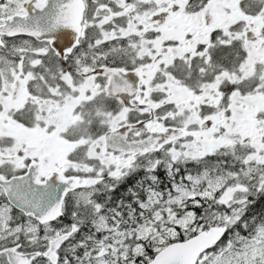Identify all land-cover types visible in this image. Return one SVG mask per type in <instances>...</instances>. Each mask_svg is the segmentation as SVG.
I'll return each instance as SVG.
<instances>
[{
    "label": "snow or ice",
    "instance_id": "obj_1",
    "mask_svg": "<svg viewBox=\"0 0 264 264\" xmlns=\"http://www.w3.org/2000/svg\"><path fill=\"white\" fill-rule=\"evenodd\" d=\"M0 264H264V0H0Z\"/></svg>",
    "mask_w": 264,
    "mask_h": 264
},
{
    "label": "flooded vegetation",
    "instance_id": "obj_2",
    "mask_svg": "<svg viewBox=\"0 0 264 264\" xmlns=\"http://www.w3.org/2000/svg\"><path fill=\"white\" fill-rule=\"evenodd\" d=\"M124 191V188L122 187L121 189H119V191H118V193L117 194H119V192H123ZM259 206V204L257 205V207ZM260 210V209H259Z\"/></svg>",
    "mask_w": 264,
    "mask_h": 264
},
{
    "label": "trees",
    "instance_id": "obj_3",
    "mask_svg": "<svg viewBox=\"0 0 264 264\" xmlns=\"http://www.w3.org/2000/svg\"><path fill=\"white\" fill-rule=\"evenodd\" d=\"M119 195V194H118ZM259 209H260V205L257 207V211H259Z\"/></svg>",
    "mask_w": 264,
    "mask_h": 264
}]
</instances>
